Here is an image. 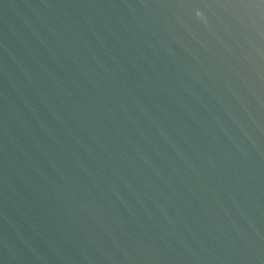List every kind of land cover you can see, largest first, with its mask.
I'll list each match as a JSON object with an SVG mask.
<instances>
[{"label":"water","instance_id":"95a60500","mask_svg":"<svg viewBox=\"0 0 264 264\" xmlns=\"http://www.w3.org/2000/svg\"><path fill=\"white\" fill-rule=\"evenodd\" d=\"M0 264H264V0H0Z\"/></svg>","mask_w":264,"mask_h":264}]
</instances>
